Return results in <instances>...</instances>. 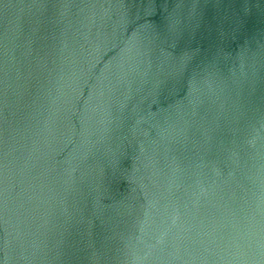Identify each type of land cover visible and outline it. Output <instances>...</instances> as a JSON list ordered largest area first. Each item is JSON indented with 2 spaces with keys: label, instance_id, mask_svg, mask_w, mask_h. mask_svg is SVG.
Wrapping results in <instances>:
<instances>
[{
  "label": "water",
  "instance_id": "1",
  "mask_svg": "<svg viewBox=\"0 0 264 264\" xmlns=\"http://www.w3.org/2000/svg\"><path fill=\"white\" fill-rule=\"evenodd\" d=\"M0 264H264V0H0Z\"/></svg>",
  "mask_w": 264,
  "mask_h": 264
}]
</instances>
